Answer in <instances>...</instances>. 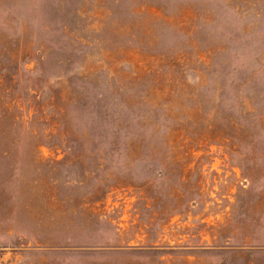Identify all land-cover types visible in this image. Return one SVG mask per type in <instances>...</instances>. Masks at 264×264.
I'll list each match as a JSON object with an SVG mask.
<instances>
[{"label":"rangeland","instance_id":"rangeland-1","mask_svg":"<svg viewBox=\"0 0 264 264\" xmlns=\"http://www.w3.org/2000/svg\"><path fill=\"white\" fill-rule=\"evenodd\" d=\"M0 264H264V0H0Z\"/></svg>","mask_w":264,"mask_h":264}]
</instances>
